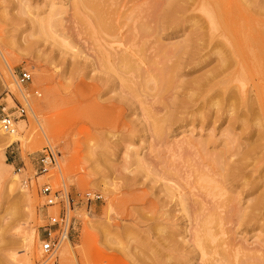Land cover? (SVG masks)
<instances>
[{"label": "rangeland", "instance_id": "1", "mask_svg": "<svg viewBox=\"0 0 264 264\" xmlns=\"http://www.w3.org/2000/svg\"><path fill=\"white\" fill-rule=\"evenodd\" d=\"M47 1L63 13L62 22L60 16L49 18ZM77 5L78 0H0V81L4 88L0 119L12 115L13 129L23 122L18 141L0 142V264H9L5 260L9 254L15 255L18 264H171L168 242L186 248L192 236L178 206L163 208L164 214L174 219L172 230L158 229V214L169 195L162 191L163 185L174 183L179 191L186 187L179 176L166 174L170 163L175 167V144L201 140L206 152H218L227 136L234 135L247 147L264 149V121L258 131L245 132L230 119L233 112L215 119L222 87L216 85L209 91L204 87L196 100L201 108L186 117L176 113L178 120L164 128L163 147L151 148L148 136L136 131L143 115L138 109L123 110L118 87L103 84L95 55L96 37L73 17ZM194 14L196 19L203 17L199 6ZM183 28L162 31L160 43L185 41L190 25ZM101 36L98 33L97 37ZM216 63L213 55L170 71L172 90L163 93L164 99L160 96L157 107L171 101L170 94L172 105L183 103L194 93L198 95L189 88L195 80L207 79L211 86L233 73V68L222 74L212 73ZM21 72L30 75V81L23 85L18 83ZM258 82L247 81V88L253 85L257 89ZM234 83L229 88H234ZM204 100L206 105L211 103V110L209 106L202 108ZM112 106H117L116 113ZM19 107L25 111L23 117L15 114ZM198 113L206 114L209 120L202 123ZM45 149L54 153L55 166L48 174L35 176V163ZM180 153L183 159H189L186 151ZM259 153L248 161L244 171L245 179L255 186L251 195L226 187L233 197L234 192H241L242 196L236 198V207L241 209L248 200L264 193V162L254 161L264 150ZM140 162L145 175L138 166ZM160 172L170 178L160 180ZM11 179L15 181L11 183ZM45 183L58 186L62 192V202L53 208H42L38 189ZM63 211L70 219L69 241L56 256L43 259L38 242L40 228L46 223V215ZM250 230L241 227L224 237L235 248L264 245V227ZM189 264H195V259Z\"/></svg>", "mask_w": 264, "mask_h": 264}, {"label": "bare ground", "instance_id": "2", "mask_svg": "<svg viewBox=\"0 0 264 264\" xmlns=\"http://www.w3.org/2000/svg\"><path fill=\"white\" fill-rule=\"evenodd\" d=\"M46 4L49 18L60 16L61 21L63 13L54 3L47 1ZM198 6L203 17L196 19L194 13ZM73 17L81 27L84 26L83 30L96 37L95 55L103 84L118 87L117 96L123 110L138 109L143 115L136 131L148 136L151 148L163 147L164 128L178 120L176 113L186 117L201 108L196 100L201 98L199 90L204 87H208V91L216 85L222 87L219 93L222 100L216 103L215 119L222 113L233 112L230 119L245 132L261 128L264 121V0H78ZM187 24L190 33L185 41L173 45L160 43L159 33L173 28L184 31ZM98 33L103 36L97 37ZM207 50L209 52L204 54ZM213 55L217 63L212 73L222 74L228 68H233V73L211 86L207 79L195 80L189 88L198 95L194 93L183 103L172 105L174 98L170 94L171 101L157 107L160 96L164 99L163 93L172 90L170 71L200 59H210ZM254 80L259 81L255 84L257 89L253 85L247 88V81ZM231 82L236 84L232 89L228 86ZM210 104L206 105L204 100L202 108ZM116 109L117 106H112L111 110ZM208 118L206 114H200L198 119L204 123ZM126 128L129 132L128 125ZM22 129L23 122L9 133L0 129V142L18 141ZM40 132L45 135L41 128ZM174 147L175 167L172 163L166 165L169 170L166 174L179 176L186 187L179 191L174 183L163 185L162 191L169 195L157 215L158 221H162H159L158 229L172 230L174 219L164 214L163 208L178 206L183 215L181 220L186 222L192 236L186 248L177 246L172 240L168 242L172 253L170 263L189 264L195 259V264H264V245H238L235 248L229 238L224 237L241 227L251 229V232L264 227V193L248 200L247 206L241 209L236 207V198L242 196L241 192H234L233 197L226 188L229 185L244 190V193L254 189L255 186L245 179L244 171L248 161L262 152L263 147H247L234 135L227 136L226 144L218 152H206L201 140L195 143L186 140ZM182 150L188 153L186 158L189 159L181 157ZM232 158L234 162L230 161ZM255 160L256 164L263 163L264 153ZM142 164L138 166L145 175L147 172ZM162 172L160 180L170 178ZM14 181L11 179V183ZM5 260L9 264H18L14 254H9Z\"/></svg>", "mask_w": 264, "mask_h": 264}, {"label": "built area", "instance_id": "3", "mask_svg": "<svg viewBox=\"0 0 264 264\" xmlns=\"http://www.w3.org/2000/svg\"><path fill=\"white\" fill-rule=\"evenodd\" d=\"M30 81V75L27 72H21L18 76L20 85ZM2 111V110H1ZM15 114L23 117L25 111L19 107ZM14 124L12 115H3L0 119V128L3 132L9 133ZM55 155L45 149L35 163V176H44L55 166ZM39 196L43 199L42 208H53L59 205L61 201V190L54 184L45 183L39 186ZM69 204V202H68ZM47 214V212H46ZM46 223L40 228L38 235L39 252L43 259H50L59 252L62 245L69 241L70 219L65 211L55 215H46Z\"/></svg>", "mask_w": 264, "mask_h": 264}, {"label": "crops", "instance_id": "4", "mask_svg": "<svg viewBox=\"0 0 264 264\" xmlns=\"http://www.w3.org/2000/svg\"><path fill=\"white\" fill-rule=\"evenodd\" d=\"M3 92H4V88H3L2 83L0 81V97L2 96Z\"/></svg>", "mask_w": 264, "mask_h": 264}]
</instances>
